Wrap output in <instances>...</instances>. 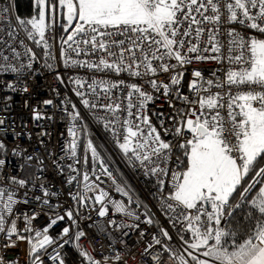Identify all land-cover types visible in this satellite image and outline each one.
I'll list each match as a JSON object with an SVG mask.
<instances>
[{
	"label": "snow or ice",
	"instance_id": "6c2138e0",
	"mask_svg": "<svg viewBox=\"0 0 264 264\" xmlns=\"http://www.w3.org/2000/svg\"><path fill=\"white\" fill-rule=\"evenodd\" d=\"M60 9L64 20L60 27L67 34L60 37L65 67L85 68L94 73H127L140 79L152 77L147 83L174 110L166 117L160 112L157 116L160 123L156 125L148 115L147 106L159 97L146 92L141 85L94 76L74 81L78 89L87 88L97 100L108 101L98 105L84 99L83 103L91 108L102 107L112 114L109 124L119 125L123 133L118 136L120 149L130 154V159L140 161L161 186L165 183L162 177H170L171 189L164 197L163 208L173 226L178 224V231L188 238L180 236L181 252L162 242L160 236L172 240L169 232L162 229L160 236L153 235L143 254H150L160 245L174 264H190V261L191 264H264V0H34L35 14L27 19L17 15L14 22L9 15L11 5L0 7V61H3L0 72L19 73L32 68L37 56L25 39L42 48L46 59H55L50 40L55 39L52 32L59 23ZM17 44L24 49L23 53ZM22 55L28 62L17 67L12 61L19 62ZM205 61H215L220 67L211 76L194 69L192 79L187 82L188 92L181 91L185 66ZM162 73H172L167 82L158 79ZM8 87L14 88L11 84ZM117 89L127 91L117 96L114 95ZM23 90L26 92L27 88ZM77 95L85 93L78 90ZM172 101H179L180 106ZM122 113H126L123 120ZM78 116L75 113L72 118ZM33 118L50 119L38 111ZM165 119L171 122V128L165 126ZM113 132L117 133L115 127ZM69 134L73 140L68 152L79 163L76 132L69 128ZM167 136L178 138L175 146L164 138ZM174 147L182 151L183 159L177 157L178 167L172 170L167 165ZM87 148L95 162L98 153L91 141ZM3 150L5 145L0 142V151ZM84 163L87 164L86 157ZM4 164L0 159V165ZM99 164L100 173L95 172V167L92 171L96 180L105 175L116 185L104 162L99 160ZM57 166L62 172L63 166ZM68 168L76 173L67 183L77 185L72 196L77 205L95 209L99 204L98 215L103 218L111 204L116 213L140 220L134 210L111 199L97 183L90 182L87 171L81 173L72 164ZM10 180L18 188L28 187L25 179L13 176ZM39 187L42 196L33 199L42 206L53 207L51 198L58 193L43 184ZM18 188L0 186V238L6 241L2 247L15 248L18 242H25L31 264H44V256L57 264H66L58 249L71 242V230L64 227L54 237L50 229L65 218L76 224L73 210L50 216L49 223L42 228L34 227L38 213L18 214L16 206L29 203L27 198H17ZM116 191L128 197V205L135 202L126 188L116 185ZM23 195L27 197L28 193ZM237 215L240 219H236ZM145 216L144 222L151 225V215L145 212ZM18 220L23 221V227L18 226ZM108 226L139 227L118 224L115 220H109ZM85 235L83 230L77 231L74 239L79 241ZM122 235L129 233L125 231ZM76 247L81 264H107L108 257L97 260L79 244ZM114 259H121L119 253ZM0 264L20 262L0 256Z\"/></svg>",
	"mask_w": 264,
	"mask_h": 264
},
{
	"label": "built area",
	"instance_id": "2783aa9c",
	"mask_svg": "<svg viewBox=\"0 0 264 264\" xmlns=\"http://www.w3.org/2000/svg\"><path fill=\"white\" fill-rule=\"evenodd\" d=\"M9 5H11L9 15L14 22L15 16H17L14 0H0V7ZM52 35L55 39L50 40V43L55 59H46L42 48L25 39V43L33 49L37 56L32 68H25L19 73L0 72V120L4 121L3 124H0V142L7 149L5 154L0 157L5 161L4 165H0V186L18 188L16 185H11L10 178L13 176L28 181L27 188H18L17 198L20 200L27 198L29 203H21L16 207L18 214L20 212H26L28 215H32L33 212L38 213L36 220L33 221V226L37 228L46 226L50 216L64 215L67 210H73L76 224L65 218L50 229V235L54 237L58 236L64 227H69L71 230V242L58 249L64 256L66 264H81L77 244L97 260L103 261L104 257H108L107 264H153V261L156 264H174L173 260L170 259V254L163 251L160 245L155 246L150 254H143L146 245L152 243L153 235L160 236L162 229L167 230L172 237V240L168 241L160 236L162 242L170 244L174 249L183 251L180 236L185 234L178 231L180 227L178 224L173 226L169 214L163 208L164 197L171 189L170 177H162L165 183L161 186L158 178L147 173V169L141 165L140 161L134 157L130 159V154L126 155L119 147L118 136L123 134L119 130V125L109 124V121L113 120L112 114L102 107L91 108L83 103L84 99L98 105L108 101L103 98L97 100L87 88L78 89L74 81L76 79L88 80L94 76L97 79L124 80L128 84L137 83L141 85L146 92L159 97L154 103L147 106L148 115L156 125L160 123L157 118L160 112H163L166 117L172 114L174 110L169 108V102L160 93L154 92L147 83L152 77L140 79L129 77L127 73L120 75L112 72L94 73L85 68L65 67L64 57L60 54L61 46L59 45L57 26ZM16 47L23 53V48L18 44ZM83 58L80 57V59ZM92 59H96V57L93 56ZM27 62L28 58L23 55L19 62L12 61L17 67L20 63L26 64ZM47 65H51V67ZM218 67L220 65L215 61L194 62L185 66L184 86L181 91L188 92L187 82L192 79L194 69L200 70L205 76H211V73L216 71ZM180 70L177 69L176 71ZM171 75L172 73H162L158 79L167 82ZM10 84L14 88H9L8 85ZM25 87L27 88L26 92L23 90ZM78 90L84 92L85 95H77ZM126 91L127 89L123 91L117 89L114 90V95L123 96ZM46 100H50L52 103L45 104L44 101ZM172 102L177 107L180 106L179 101ZM37 111L44 117H50V119L34 120V112ZM75 113H79V116L74 120L72 116ZM125 117L126 113L120 114L121 120ZM164 122L166 127H172L171 122L167 119ZM113 127L117 129V133L113 132ZM69 128H73L76 132V159L80 161L79 163H75L68 152V146L73 140L69 134ZM42 132L47 133V135H40ZM81 134L83 138L80 141ZM164 138L171 140L174 146L178 140L173 136ZM89 141L92 142L98 153V159L95 162L91 150L87 148ZM29 156H32L33 159H27ZM85 157L87 164L84 163ZM177 157L182 159L180 149L174 147L172 159L167 165L168 168L175 170L178 167ZM99 160H102L109 172L112 173L116 185L129 191L135 201L134 203L128 205V197L117 192L116 185L107 176L101 175L100 180H96L92 171L95 167V172L100 173ZM39 161H43V163L40 164ZM58 164L63 166L62 172L58 168ZM69 164H72L81 173L87 171L90 175V182L97 183L99 188L108 192L111 199L123 202L131 210H134L140 216V220L116 213L111 204L108 205V215L103 218L98 215L99 204L95 205V209L90 206L80 207L77 205L72 198L76 194L77 185L67 183L71 176L76 175L68 168ZM40 184L58 193L57 196L51 198L53 207L42 206L33 199L34 196H42ZM25 192L28 193L27 197L23 195ZM95 194L89 193L91 196ZM145 212L149 213L153 219L151 225L144 222L147 219ZM109 220H115L118 224H138L139 227L116 229L108 226ZM17 223L19 227H23L22 220H18ZM80 230H83L86 235L76 241L74 239L75 233ZM125 231L129 233L128 236L122 235V232ZM141 232L144 233L143 236L140 235ZM187 238L185 235V239ZM65 239L68 238L65 237ZM5 242L3 238H0V256L8 261L31 264L27 255L28 245L25 242H18L15 248L4 249L2 245ZM60 242L63 243V241ZM51 252L52 249H49V253ZM117 253L121 257L119 261L114 259ZM42 258L44 264H57L56 261L48 259L47 256Z\"/></svg>",
	"mask_w": 264,
	"mask_h": 264
},
{
	"label": "trees",
	"instance_id": "16d2710c",
	"mask_svg": "<svg viewBox=\"0 0 264 264\" xmlns=\"http://www.w3.org/2000/svg\"><path fill=\"white\" fill-rule=\"evenodd\" d=\"M15 3V10H16V14L18 16H20L21 18L27 19L30 18L31 16H33L35 14L34 11V0H14ZM64 22H60L58 23V37H59V45H60V37L61 36H66L67 34L64 33L60 27V24H62ZM71 31V29H70ZM61 46V45H60ZM83 138V135H80V141ZM6 146H5V150L0 151V157L3 156L6 152ZM180 155L182 156V151L180 150ZM183 159V156H182ZM236 219H240V216L237 215ZM233 226H235V221L233 222Z\"/></svg>",
	"mask_w": 264,
	"mask_h": 264
},
{
	"label": "rangeland",
	"instance_id": "374dc122",
	"mask_svg": "<svg viewBox=\"0 0 264 264\" xmlns=\"http://www.w3.org/2000/svg\"><path fill=\"white\" fill-rule=\"evenodd\" d=\"M59 21L60 22H64V20H63V9L59 10ZM56 26H57V29H58V24ZM181 252H183V251H181ZM194 254H196V253H194ZM184 255H185V253H184ZM189 261H190V258H189ZM190 264H191V261H190Z\"/></svg>",
	"mask_w": 264,
	"mask_h": 264
},
{
	"label": "bare ground",
	"instance_id": "6f19581e",
	"mask_svg": "<svg viewBox=\"0 0 264 264\" xmlns=\"http://www.w3.org/2000/svg\"><path fill=\"white\" fill-rule=\"evenodd\" d=\"M182 157V156H181Z\"/></svg>",
	"mask_w": 264,
	"mask_h": 264
}]
</instances>
